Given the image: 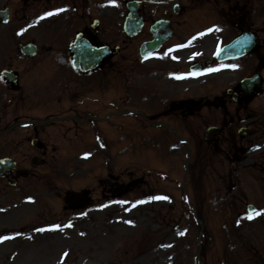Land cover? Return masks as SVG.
<instances>
[{"label":"flooded vegetation","instance_id":"af4514ba","mask_svg":"<svg viewBox=\"0 0 264 264\" xmlns=\"http://www.w3.org/2000/svg\"><path fill=\"white\" fill-rule=\"evenodd\" d=\"M136 2L143 21L138 34L140 41L125 38V34L119 30L123 11L119 14L109 7V3L107 6L97 3L95 30L89 29L85 22L79 27L97 44L110 47L109 55L95 71L81 72L74 69L71 59L61 56L66 48L62 41L44 40L39 44L41 49L51 51V48H57L59 55L45 58L41 62L40 74L37 67L32 80L25 87L8 86L9 92L2 93V133L10 132L14 127H26V139H38L37 146L26 148L25 152L19 154L20 159L32 160L36 157L44 160L58 150L59 139L70 140L73 137L75 140L84 135V139L88 137L92 140V134H96L97 139L103 140L108 134L112 141L117 140L119 110L132 113L122 116L126 118L124 121L132 132V135H126L127 139L134 137V129L137 128V134L141 133L139 139L146 141L149 138L150 121L171 111L179 112L181 116L185 113V117L192 119L189 138L196 143L199 132L195 119L200 109H217L221 111L216 117L220 131L210 136L207 143L229 148L233 150L234 156L245 141L238 128L243 127L248 136H253L257 133L256 126H264V107L261 104L264 88L245 98L241 95L240 86L243 78L262 73L264 69V23H259L256 17L253 0H224L214 5L208 0L212 6L203 9H199L198 0ZM85 4L86 0H73V10H82ZM60 10L36 9L37 17L33 18V23L48 22L47 14L60 16ZM158 19H162L164 25L172 26L171 36L158 51L143 58L138 54V46L152 38L150 27ZM216 28L220 31H215ZM240 30L248 31L252 41H255L252 50L238 58L218 61L213 45L231 41L240 34ZM164 32L160 30L161 34ZM173 43L185 44L184 48L175 52L174 58H177L178 64H182L190 54L193 56L190 61L200 62L201 69L208 70L206 77L212 84L205 92L199 93L194 88L190 96H179V89L195 87L200 77L198 73H182V66L178 65L176 73L164 71L172 65L173 58L167 59L156 54L162 50L168 51ZM205 64L208 65L204 67ZM6 67H12L11 63L6 64ZM212 69L216 70L210 71ZM44 81L46 87H40ZM103 107L112 112L105 120L100 117ZM151 108H157L158 113L152 115ZM39 112H45V115ZM104 122L105 126H102ZM162 134L160 131V137ZM227 153L233 156L229 151ZM237 160L240 162L242 159ZM109 176L99 181L100 196H105L107 201L118 195L110 190L120 182L117 175ZM121 183L124 185L123 191H127L130 182Z\"/></svg>","mask_w":264,"mask_h":264},{"label":"rangeland","instance_id":"374dc122","mask_svg":"<svg viewBox=\"0 0 264 264\" xmlns=\"http://www.w3.org/2000/svg\"><path fill=\"white\" fill-rule=\"evenodd\" d=\"M113 1L122 7V0ZM10 2L17 10L27 1ZM261 7L264 17V0ZM95 15L92 7L85 18L89 21ZM17 17L0 31V54L13 48L12 39L41 33L39 28L18 32L23 22ZM78 18L70 20L79 22ZM75 25L66 24L64 38ZM111 113L104 110L100 117L105 120ZM206 122L201 119L199 124ZM13 134L0 136V156L13 147ZM189 146L167 141L168 156L174 149L168 159L173 167L163 169L166 178L152 190L125 194L108 206L97 202L80 209L61 206L68 187H87L97 194L98 177L95 170L87 169L97 161L74 159L81 145L78 150L68 149L73 151L71 158H49L38 166L35 177L14 187L1 181L0 264H264V215L254 213L251 220L239 216L243 198L262 206L258 212L264 213V172L253 167L264 161V143L246 152L242 185L233 174L225 177L228 166L216 148L201 152L195 193L191 159L186 157ZM215 194L219 208L212 210L217 205ZM143 195L149 197L141 200ZM158 195L167 199H154Z\"/></svg>","mask_w":264,"mask_h":264},{"label":"snow or ice","instance_id":"6c2138e0","mask_svg":"<svg viewBox=\"0 0 264 264\" xmlns=\"http://www.w3.org/2000/svg\"><path fill=\"white\" fill-rule=\"evenodd\" d=\"M60 11H63V9H61ZM47 15H49V16H51V15H53V13H48ZM41 19H43V17H41ZM215 31H220V29L219 28H216V29H214ZM26 31V30H25ZM209 31H213V29H209ZM18 34H22V33H18ZM201 35H203V34H201ZM217 55H219V51H218V53H217ZM233 67H235V66H233ZM216 69H212V70H210V71H215ZM177 78H180V77H177ZM0 163H3V162H0ZM154 199H167L166 197H155ZM141 203H143V202H141ZM135 206V205H134ZM255 215L256 216H259V215H264V213H262V212H256L255 213ZM247 219H249V220H251V219H253V215H248V217H247ZM127 223H131L130 221H126ZM68 226H71V225H68ZM37 231H45V229H37ZM181 235H184V233H180ZM3 239H9V237H4ZM171 245H167V247H170ZM65 256H67V253H65L64 254Z\"/></svg>","mask_w":264,"mask_h":264},{"label":"water","instance_id":"95a60500","mask_svg":"<svg viewBox=\"0 0 264 264\" xmlns=\"http://www.w3.org/2000/svg\"><path fill=\"white\" fill-rule=\"evenodd\" d=\"M88 56L90 57V56H92V55L89 54ZM76 63H77V61H76ZM6 161H7V160H5V159H4V160H0V162H3V163H0V168H2L3 166H4V167L6 166Z\"/></svg>","mask_w":264,"mask_h":264}]
</instances>
